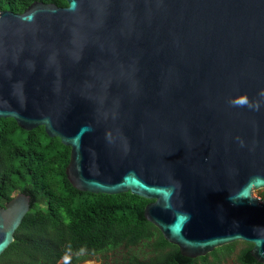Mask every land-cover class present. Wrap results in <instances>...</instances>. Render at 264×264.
I'll return each mask as SVG.
<instances>
[{"label": "water", "instance_id": "1", "mask_svg": "<svg viewBox=\"0 0 264 264\" xmlns=\"http://www.w3.org/2000/svg\"><path fill=\"white\" fill-rule=\"evenodd\" d=\"M0 12V119L70 148L80 192L131 193L187 259L264 264V0H65ZM31 209L0 208V257Z\"/></svg>", "mask_w": 264, "mask_h": 264}, {"label": "trees", "instance_id": "2", "mask_svg": "<svg viewBox=\"0 0 264 264\" xmlns=\"http://www.w3.org/2000/svg\"><path fill=\"white\" fill-rule=\"evenodd\" d=\"M65 7V0H0V12L23 13L33 2ZM70 148L43 127L25 131L13 119H0V208L17 194L31 197V209L16 230L0 264H77L78 256L152 243L156 258L134 264H197L187 259L144 217L150 201L124 193L94 195L76 190L66 176ZM264 200V195H263ZM234 244L216 249L230 253ZM241 251L240 264H259Z\"/></svg>", "mask_w": 264, "mask_h": 264}, {"label": "rangeland", "instance_id": "3", "mask_svg": "<svg viewBox=\"0 0 264 264\" xmlns=\"http://www.w3.org/2000/svg\"><path fill=\"white\" fill-rule=\"evenodd\" d=\"M264 190L256 191L254 197L263 201ZM247 247L246 243H234L230 253L220 251L215 256L208 254L207 262L199 261L197 264H240L238 256ZM220 249V248H219ZM157 252L150 242H142L134 247H121L97 255L78 256L77 264H134L135 261H149L156 258ZM135 260V261H134ZM134 261V262H133Z\"/></svg>", "mask_w": 264, "mask_h": 264}]
</instances>
